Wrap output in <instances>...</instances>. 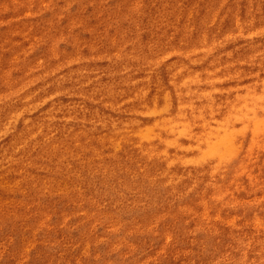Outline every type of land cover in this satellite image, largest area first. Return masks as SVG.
Returning <instances> with one entry per match:
<instances>
[{"label":"rangeland","instance_id":"1","mask_svg":"<svg viewBox=\"0 0 264 264\" xmlns=\"http://www.w3.org/2000/svg\"><path fill=\"white\" fill-rule=\"evenodd\" d=\"M223 1L0 0V102H27L3 130L9 148L0 146V264H264V94L219 130L221 106H205L218 112L212 125L188 110L191 124L177 110L147 108L151 85L123 87L138 81L129 61L173 76L163 64L198 49L213 22L200 12ZM75 66L83 75L68 74ZM54 72L63 78L42 90ZM88 74L110 97L77 88ZM188 125L195 144L178 137ZM221 140L210 171L175 178L156 198L138 193L139 182L177 171L150 175L147 159L186 150L206 164L203 152Z\"/></svg>","mask_w":264,"mask_h":264},{"label":"bare ground","instance_id":"2","mask_svg":"<svg viewBox=\"0 0 264 264\" xmlns=\"http://www.w3.org/2000/svg\"><path fill=\"white\" fill-rule=\"evenodd\" d=\"M235 14L240 15L238 24L233 23L236 18ZM200 18L208 20V22L213 21L202 29L205 41L200 35L198 40L202 42L198 45L197 52L195 50L185 52L182 54V57H185L184 60L180 56L175 59L174 56V62L166 61L163 64L166 73H169L174 65L175 73L173 76L166 74L165 81H163L162 78H157L156 71L155 69L153 70L152 66L149 65L147 68L143 66L144 61H129L126 64L128 70L130 68H132L130 70L136 69L134 66L138 68L136 69L138 72L137 76H134L138 81L130 77L123 83V87L127 88L136 82L151 85L154 87L156 94L149 98L147 108L156 107L152 109H158V113L172 110L173 113L169 115L170 117L177 110V112L185 114L180 119L191 124L197 119H194L188 110L192 112L199 109L201 111L200 117L206 119L208 124L212 125L219 121V119H216L210 122L218 112H209L205 110V106L211 103L221 106L223 112L219 113H222L221 118L224 119L214 125L213 128L216 127V129L222 130L226 124H230L231 120H234L242 113V103L246 99L250 98L253 103V101H257L258 96L256 94H264V0H226L223 1L220 11L212 14L203 10L200 12ZM217 19L218 21H216ZM192 46L191 44L190 48ZM226 48L227 50H225ZM120 63L121 60L119 59L113 60L111 63L112 69L118 70ZM244 64L249 66L248 71L242 68ZM76 67L72 68L74 69L73 72L68 74L83 75L81 69ZM189 67H194L196 70L190 72ZM65 76L66 73L64 74ZM62 78L63 75L59 72L51 73L40 83L41 89L46 90L47 88L55 87ZM150 78L151 80H149ZM167 81H169L171 86L169 88H167ZM242 82L246 83L245 90L241 93H235V91L241 90L238 85H242ZM98 83L99 78L94 74H88L87 79L85 78L81 81L77 88L88 93L92 91L95 94V99L110 97L111 87L100 91ZM174 93L177 97L176 109L170 107ZM26 103V101H23L19 104L15 98L0 102V146H2L3 150L8 147L4 140L3 130H8L12 126L10 120L12 117L21 115L26 111L27 107L23 105ZM91 113L86 111L88 117L93 116L89 115ZM170 117L163 119L162 122L170 121ZM189 129H191L190 125L184 127L178 133L179 138H184L183 142L185 145L189 143L195 144L191 133H187ZM167 140H173V137L167 138ZM224 143L225 141L221 140L217 149L209 148L208 150L206 148L207 153L203 152V156H200L208 160L206 164L202 165L199 164L200 157L186 155V150L180 154L177 151L176 154H172L173 158L171 161L163 162L162 164L156 163L155 160L147 159L146 166L150 170V175H153V171H155L154 174H158L162 171L174 169V166L177 167V171L173 175L168 174L166 178L161 177L158 184H143L139 182L138 193H140V196L156 198L162 192L174 187L173 180L175 178H180L184 175L186 180L191 174L193 180L197 176L196 171H210L211 156L221 154L219 149L225 146ZM196 147L198 148L199 146ZM208 162L209 164H207ZM77 166H86V164L82 163Z\"/></svg>","mask_w":264,"mask_h":264}]
</instances>
